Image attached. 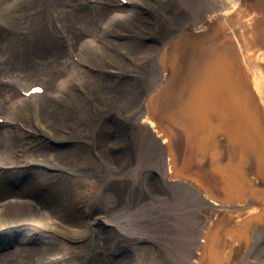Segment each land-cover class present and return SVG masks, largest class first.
Instances as JSON below:
<instances>
[{
  "label": "rangeland",
  "instance_id": "rangeland-1",
  "mask_svg": "<svg viewBox=\"0 0 264 264\" xmlns=\"http://www.w3.org/2000/svg\"><path fill=\"white\" fill-rule=\"evenodd\" d=\"M57 1L61 4L66 1L70 8L68 15L70 17L67 21L79 25L80 20L77 22L80 14L78 6L72 5L69 0ZM195 1L197 0H132L124 6H116L112 9L94 4L82 12L85 28L90 32H98L101 21L107 18V14L110 15L114 11L123 13L128 18H117L107 33H101V36L96 38L102 47L101 56L85 53L83 57L87 60V64L72 71L73 74L71 73L66 78L65 84L62 81L59 82V86L64 88L61 94L53 96L55 98L46 100L44 103L45 120L44 118L43 120L45 122L39 123V120L34 116L35 103L28 101L18 106L19 108L14 109L13 112L11 111V118L15 117L14 125L0 126V137L6 136L4 146L0 147L4 153L3 156L7 158L5 162H9V159H12L14 163L22 162L20 156L15 152L22 149L26 155L30 153L38 157L45 156L50 160H57L76 167L77 172L74 168L72 174L63 173L62 170L61 173L59 172L60 174H57L54 170H47V172L41 169L38 172L34 171L31 175L26 169L19 173L28 174L23 185L35 187L31 193L29 187L24 186L31 193V198L36 199L45 209L59 216L66 226L63 229L54 230L55 233L46 231L48 227L36 219L29 203L23 201L18 203L15 202V198H12L9 205L4 206L1 210L0 226H13L10 229L21 231L22 234L18 239H21L22 235L30 234L32 227L35 232H42L40 236L43 237L39 239L40 241H49L51 238H54V241H49L48 248L44 247L45 243L41 244L40 248V245H36L31 240L30 243L34 245L21 244V247H26V249L12 252L3 251V254L0 253V264H35L38 260L34 255L42 256L49 253L53 255L59 253L61 256H65L59 264H94L97 258H99L98 264H150L152 255L155 254V251H159L158 245H161L162 240L166 239L165 236L170 231L173 235L176 232L177 234L181 233L179 229L173 230L179 227L178 216L176 217L179 213V220L185 229L183 232L185 235L179 237L180 241L176 247L179 252L190 253L186 246L190 245L191 239L196 240V232L188 233L190 224L202 223L205 217L201 219L200 215L204 216V210L208 211L210 207L207 208V204L203 202L200 194V197L196 199L194 196H187L178 184L172 183L173 187L170 189L165 186V181L161 180L156 164L161 170L162 177H168V180L172 176L169 173L167 175V172L171 171L173 174L175 171L181 173L184 171L178 169L175 163L172 165V159L171 163L166 166V161H163V156L167 157L166 152L154 135L155 133L160 139L166 136L165 132L159 128L163 124V119L148 117L146 113L141 112V106L144 93H147L146 90H152L158 86L160 76L158 75L157 82H154L155 74L153 72L156 66L159 72V64L156 62L164 42L172 36L174 31L177 33L182 21L197 10ZM211 1L205 0L206 3H203L202 9L200 7L199 10L202 14L208 12ZM252 2H258V0ZM13 4L10 2L8 5H1L0 15L3 14L5 18L7 11H4V8ZM23 21L25 20L21 19L19 25H24ZM73 30H80V28L73 26ZM9 33L6 26L0 24V43L6 41ZM54 34L57 35L58 32L55 31L52 36ZM50 35L42 36L43 38L40 40L42 51L39 55L33 56L36 67L29 59L27 62L19 59L18 62L16 58H6L0 53V113L3 112L5 104L17 96L12 84L16 72L31 70L32 73L38 75L45 70L48 72L47 74L38 76L49 84L48 87H51L57 74L54 72V64L48 61V56L59 58L64 55L65 48L58 46L55 51H50L49 45L57 44V38L52 39ZM255 40L256 42L252 46L249 44L251 42L245 45L244 40L239 45L233 44L230 53L234 54L243 49L238 53L241 55L253 47L264 44L263 36H259ZM28 57L29 55L23 58ZM85 59H83V63ZM41 69L42 71H40ZM182 73H184L183 69ZM248 74L250 78L247 80V91L252 90L250 80L254 78L251 71ZM228 76L230 81H233L232 88L235 86V81L232 79V73L228 72L226 77L228 78ZM261 85L264 93L262 82ZM26 86L27 80L21 87ZM90 99L94 104L97 102L98 110L92 107ZM249 99L259 118L261 117V126L264 128V107L262 111L256 107V105H261L258 104L261 101L254 97ZM26 100L27 98H22V101ZM140 102L142 104L139 106ZM213 102L214 100L210 103L213 105ZM125 106V111H128L125 112L126 114L133 111V108L140 107L128 122L139 128L145 124L150 125L146 132L141 129L142 132L137 133V130L132 134L129 126L115 122L116 118L113 114L121 111L117 109L118 107L125 109ZM138 112L139 114L135 115ZM11 118H7V120ZM20 124L30 128L29 130L38 131V134H27L24 131L26 128L17 127ZM39 125L45 135L41 133ZM176 126L183 129L185 124ZM152 128L155 131L157 129V133ZM46 130L53 134L57 131L59 137L55 135V137H46ZM262 135L264 136V131H262ZM115 142L119 144H115ZM109 143L115 145L109 151L116 155L119 162L126 164L124 169L122 168L119 172L121 175L114 176L117 173L111 175L103 161L102 151L107 153ZM181 151L187 154L182 141ZM186 156L185 158H187ZM83 158L86 159L84 164ZM34 165L38 166V163H34ZM188 174L189 178L197 175V168L193 162L190 164ZM97 179H101L105 184L100 187L104 186L102 190L106 192L107 198L108 196L112 197V199H107L105 203H108L107 205L103 204V199L94 201L98 196L96 189L91 190L88 195L85 192L89 189V185L96 183ZM153 193L163 196L165 204L157 205L161 203L160 197L153 198V202L156 204L152 203L151 195ZM10 195L14 197L12 195L16 194L10 193ZM18 195L22 194L18 192ZM17 198L33 201L26 197ZM83 208L90 211V214H84ZM181 209L183 210L181 211ZM193 211L196 213H194L195 215H191ZM101 213L109 219V225H104L99 220L97 215ZM35 215L37 216V213ZM185 215L189 217H185ZM27 216L31 217L26 218ZM118 216L119 218L116 219ZM190 216H193V220L188 222L187 219H190ZM28 219L32 220L31 226H22L23 222ZM131 226L138 228L135 230L136 233L130 231ZM172 226H174L173 229ZM84 227H88V229L84 231V238H82L78 236V233ZM192 231L193 229H190V232ZM47 233L54 237H50ZM48 237L50 239H46ZM140 237L142 239L139 240ZM174 237L176 240L175 235ZM198 237L201 236L198 235ZM256 238V244L251 252L253 259L250 264H264V229L257 233ZM97 241H101L102 255L96 252ZM18 245L20 246L19 243ZM113 246H115L114 251H110ZM119 251H121L119 256L114 258V255ZM202 255L203 253H200L199 257ZM170 258L175 263L185 264L179 255L175 254ZM239 260V256L234 257L232 263L242 264L243 260L241 263ZM167 261V259H162L160 263L167 264ZM199 263L200 261L197 259L196 264Z\"/></svg>",
  "mask_w": 264,
  "mask_h": 264
},
{
  "label": "bare ground",
  "instance_id": "bare-ground-1",
  "mask_svg": "<svg viewBox=\"0 0 264 264\" xmlns=\"http://www.w3.org/2000/svg\"><path fill=\"white\" fill-rule=\"evenodd\" d=\"M10 2L14 4L4 8V11H7L6 17L4 18L3 14L0 15V23L6 26L10 32L6 41L4 40L0 43L1 55L14 59H19L20 57L22 59L33 52L35 56L39 55L42 51L40 47L42 36L52 34V24L56 22L49 14L48 0H11ZM204 2L205 0H202V3L198 6V11L200 7L202 9ZM252 4L253 6L246 4L245 8H241L243 11L235 13L234 18H226L228 14L225 13L216 14L213 18L212 27L210 26L205 30L194 32L192 28L183 29L181 37L172 40L160 53L156 64L159 63L163 74L160 70L158 72L156 66L153 72L155 74L153 81L157 82L158 75L161 78L158 86L154 87L155 89L152 92L147 90V96L141 106V112L146 113L148 117H160L163 119L162 126H159L166 135L161 137L163 139L159 138L167 155V157L163 156V161L171 163V152H173L175 153L176 167L183 169L184 172L186 171L187 160L177 151L174 145L178 141V134H180L185 141L192 145L194 161L199 165V171L205 177L201 176L200 182L206 183L209 179L215 180L220 188H227L224 196L227 198L231 197V200L239 202L244 200L243 196L249 190V185H247L248 182L246 181L247 191L241 189L239 177L234 169V167H238L236 161L245 160L243 165H246V169L252 174L261 175L262 170H264V162H261L259 149L261 141L264 143V136L262 135L264 128L261 126V117L259 118L254 105L249 99L254 97V99L258 98L261 101L262 98L260 96L263 92V87L261 81L252 72L251 74L254 77L250 80L252 90L249 89L247 91V81H238V68L241 59L243 61L247 59L249 57L248 54L258 46L249 49L248 52L241 55H238V53L243 49L238 50L234 54L230 53V48L233 44L235 46L239 45L244 40L245 45L251 42L249 44L252 46L256 42L255 39L257 37H264V0H258V2H252ZM200 13L201 10L198 14ZM65 17L62 18L64 19ZM21 19L25 20L22 22L24 25H19L21 24ZM60 20H57V22ZM222 31L233 41L220 46L218 49L208 48L207 38L212 33ZM180 33H176L175 38ZM205 33L209 34L205 36L203 35ZM203 53H205V60L198 73L193 76L192 61L195 56L201 57ZM218 53L231 57L230 64L238 63L236 69L231 71L232 79L235 81V86L232 88L233 81H230V77L219 75L211 67L212 62L209 59H212L213 55ZM182 69L184 73L181 74ZM247 72L249 73L250 70L247 69ZM22 89L25 90L26 88ZM253 91L256 93L255 95ZM234 94L237 97L236 99L233 98ZM212 100H214L213 105L210 103ZM256 107L259 109L258 105ZM247 108L251 109V113L254 115L253 118L246 120L243 116L240 119L241 111L243 113ZM138 114L139 112L135 115ZM178 124L182 126L185 124V127L180 129L179 126H176ZM168 157L169 159L167 160L166 158ZM240 171L245 172L244 167L241 166ZM184 172L175 171L173 174L183 177ZM209 172L211 175L207 177ZM246 176L245 173L244 177L246 178ZM227 182L231 188L225 186ZM175 184L181 186L187 196L196 198L195 193L185 183L178 182ZM260 184H264L263 177L260 178ZM258 198L263 203V199L259 196ZM202 204L201 208L203 207ZM263 208L264 206H253L251 211L236 225L237 229L239 225L244 224V228L241 226L237 229L238 232L244 230V235H235L245 237L246 226L251 220H256L255 224H260V220L263 219ZM199 212L201 213V211ZM194 213L193 211L191 215ZM187 216L185 215V217ZM179 217L180 215L177 221H179ZM203 217L200 218L203 219ZM191 220H193V216L187 219L188 222ZM204 222V220L202 223L197 222L198 225L191 223L188 233L196 232V235L202 236L207 227ZM261 225L254 227V229L260 228ZM214 226L209 227L208 235L198 244V251L203 253L202 257H199L200 253L195 257V261L197 259L200 261L199 264H226L228 260L229 254L224 250V241L220 240L212 232ZM190 229H193V231L190 232ZM150 264L163 263H160V261L158 263V260L151 259ZM167 264L178 263L169 258Z\"/></svg>",
  "mask_w": 264,
  "mask_h": 264
},
{
  "label": "water",
  "instance_id": "water-1",
  "mask_svg": "<svg viewBox=\"0 0 264 264\" xmlns=\"http://www.w3.org/2000/svg\"><path fill=\"white\" fill-rule=\"evenodd\" d=\"M221 35H225V33L221 32ZM216 36L217 35L215 33H212L211 36H209L208 38H212V39L214 38L218 43L219 39ZM210 61L212 62V65L210 64L212 66V68L214 70H217L219 75H221V76L225 75V73H226L225 70L227 71V74H228V71L231 73V71L233 69H236V67L238 66V63L235 64V62L233 64L232 63L230 64L231 58L227 55L224 56L221 53L213 55V58ZM247 80H248V73L245 72L244 66L240 65L238 68V81H247ZM233 98L236 99L235 94H234ZM241 115H247V117H246L247 120H250L252 118L246 112L242 113Z\"/></svg>",
  "mask_w": 264,
  "mask_h": 264
},
{
  "label": "clouds",
  "instance_id": "clouds-1",
  "mask_svg": "<svg viewBox=\"0 0 264 264\" xmlns=\"http://www.w3.org/2000/svg\"><path fill=\"white\" fill-rule=\"evenodd\" d=\"M114 18L126 19L128 17L123 13H118V14H114Z\"/></svg>",
  "mask_w": 264,
  "mask_h": 264
},
{
  "label": "snow or ice",
  "instance_id": "snow-or-ice-1",
  "mask_svg": "<svg viewBox=\"0 0 264 264\" xmlns=\"http://www.w3.org/2000/svg\"><path fill=\"white\" fill-rule=\"evenodd\" d=\"M33 91H34V92H40V91H42V90L39 89V88H36V89H33Z\"/></svg>",
  "mask_w": 264,
  "mask_h": 264
}]
</instances>
